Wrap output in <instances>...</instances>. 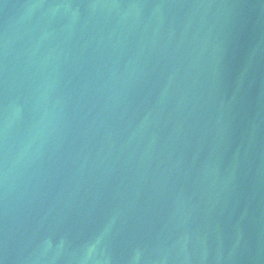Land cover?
<instances>
[{
    "label": "water",
    "instance_id": "obj_1",
    "mask_svg": "<svg viewBox=\"0 0 264 264\" xmlns=\"http://www.w3.org/2000/svg\"><path fill=\"white\" fill-rule=\"evenodd\" d=\"M0 264H264V0H0Z\"/></svg>",
    "mask_w": 264,
    "mask_h": 264
}]
</instances>
